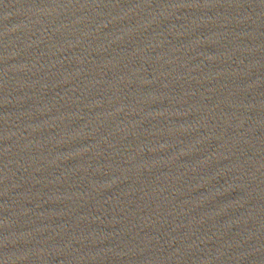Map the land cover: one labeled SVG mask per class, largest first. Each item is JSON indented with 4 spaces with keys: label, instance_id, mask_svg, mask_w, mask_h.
<instances>
[{
    "label": "water",
    "instance_id": "95a60500",
    "mask_svg": "<svg viewBox=\"0 0 264 264\" xmlns=\"http://www.w3.org/2000/svg\"><path fill=\"white\" fill-rule=\"evenodd\" d=\"M0 264H264V0H0Z\"/></svg>",
    "mask_w": 264,
    "mask_h": 264
}]
</instances>
